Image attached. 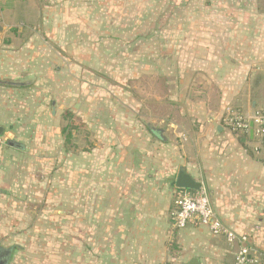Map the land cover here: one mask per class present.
Returning <instances> with one entry per match:
<instances>
[{"label":"crops","instance_id":"crops-1","mask_svg":"<svg viewBox=\"0 0 264 264\" xmlns=\"http://www.w3.org/2000/svg\"><path fill=\"white\" fill-rule=\"evenodd\" d=\"M169 29V38L159 37L158 44L171 49L172 98L185 102L179 123L170 124L174 136H101L89 149L60 154L57 187L49 189L48 179L43 213L32 212L24 233L16 231L17 218L4 222L0 213V262L233 264L236 246L206 226L172 227L174 182L183 170L207 191L216 219L248 236L257 264H264V154H255L221 124L224 108L241 98L250 66L263 60L264 0H203L200 8L176 15ZM1 33L0 200L8 158L20 155L10 144L32 138L36 110L28 98L34 91L25 81L41 79L47 58L41 46L32 53L37 40L18 44L7 30ZM33 54L37 68L31 66ZM85 116L96 121L94 114ZM113 120L106 115L98 122L107 127ZM5 184L9 191L15 185L12 177Z\"/></svg>","mask_w":264,"mask_h":264},{"label":"rangeland","instance_id":"rangeland-1","mask_svg":"<svg viewBox=\"0 0 264 264\" xmlns=\"http://www.w3.org/2000/svg\"><path fill=\"white\" fill-rule=\"evenodd\" d=\"M202 3L1 0V32L7 30V37L18 44L37 40L32 53L41 46L47 55L41 79L25 81L26 88L34 91V97L28 98L35 102L34 128L29 143L18 137L23 145L20 150L15 148L20 151L18 158H8L3 180L9 183L12 177L15 185L9 191L5 182L1 184L5 191L0 200L4 222L17 218L20 234L26 231L33 211L42 215V201L48 199L49 189L57 187L60 154L89 149L92 140L101 136L109 140H160L148 125L162 129L165 140L171 138L170 124L179 123L178 111L185 102L172 98L171 49L159 48L158 38H169L171 20L184 16L188 9L200 8ZM32 58L35 63L31 60V66L37 68L39 60L34 54ZM249 70L242 96L233 105L242 111L264 112V57ZM85 114H94L96 121L87 120ZM106 115L114 116L107 127L98 122ZM245 140L250 148L256 144L255 140Z\"/></svg>","mask_w":264,"mask_h":264},{"label":"built area","instance_id":"built-area-1","mask_svg":"<svg viewBox=\"0 0 264 264\" xmlns=\"http://www.w3.org/2000/svg\"><path fill=\"white\" fill-rule=\"evenodd\" d=\"M221 124L230 134L244 140L249 139L252 130L250 140L256 141L252 151L257 155L264 154V112H252L250 108L242 111L239 107L226 106ZM4 144L0 135V148ZM171 219L175 230L184 229L188 225H201L206 226L213 236L224 237L227 244L236 246L233 264H257L248 236L236 234L216 219L204 188L200 187L197 191L178 189L173 200Z\"/></svg>","mask_w":264,"mask_h":264},{"label":"water","instance_id":"water-1","mask_svg":"<svg viewBox=\"0 0 264 264\" xmlns=\"http://www.w3.org/2000/svg\"><path fill=\"white\" fill-rule=\"evenodd\" d=\"M1 31V30H0ZM252 124H250V127ZM148 129L150 130L151 133H153L157 138L160 140H165L163 137V130L154 128L152 125H148ZM0 134H1V128H0ZM252 137V130L249 132V139ZM244 142L245 140L242 139ZM12 147L21 149L22 146L16 143L10 144ZM175 188L176 189H181V190H191V191H197L200 189V184L193 180L185 171L180 170L177 173L175 182H174ZM0 264H3V262H0ZM188 264H196V260H191Z\"/></svg>","mask_w":264,"mask_h":264}]
</instances>
